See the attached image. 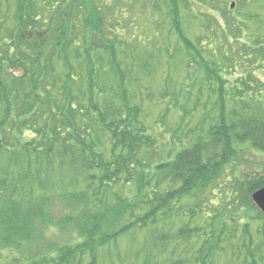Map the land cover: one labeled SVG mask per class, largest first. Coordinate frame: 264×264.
I'll return each mask as SVG.
<instances>
[{"label": "trees", "instance_id": "16d2710c", "mask_svg": "<svg viewBox=\"0 0 264 264\" xmlns=\"http://www.w3.org/2000/svg\"><path fill=\"white\" fill-rule=\"evenodd\" d=\"M198 1L0 0V264H264V0Z\"/></svg>", "mask_w": 264, "mask_h": 264}, {"label": "rangeland", "instance_id": "374dc122", "mask_svg": "<svg viewBox=\"0 0 264 264\" xmlns=\"http://www.w3.org/2000/svg\"><path fill=\"white\" fill-rule=\"evenodd\" d=\"M186 4L189 5L190 11L193 8H194V11L190 15V17L188 16V20L191 21V27H188V28L184 27V28H186L185 30L192 31L191 33L193 36H198V35H200V33H202V31H205L203 26H208L209 28L213 29V13H210L211 18H207V17L201 18L199 16V12H205V13H208V12L205 10V8H202L199 6L200 3L198 0H187ZM164 13L168 15L169 10L164 12ZM183 17L187 18V14L185 11L183 12ZM142 20H143V22L144 21L153 22L152 14L150 13V15H148L147 17H144ZM158 23H160L158 26L157 25L152 26V24L149 23V29H148L149 34H148V36L143 37V39H142L143 43H147V45H152L154 43L153 45H155L156 43H159L161 41V40L160 41L159 40H156V41L150 40L151 34H152V33H150V30L155 31L156 27L158 29V31L156 33L162 32L164 35H166L167 32L164 30V28H166V25L163 26L164 21L163 20L158 21L156 24H158ZM136 32L139 34L141 32V29H136ZM169 42L172 44V48L176 51L178 49L177 41H173V38H171V40H168V43ZM182 54H183V56H186L185 51L182 52ZM152 55H153V57H152L153 60L155 61V58L157 60L156 55L155 54H152ZM167 64L175 72H176V67H179V66L175 67V63H172L170 61H167ZM185 64L188 65L187 62ZM165 66H163V65L157 66L156 65V68L152 69L151 75H153V78L157 79V81H155L154 87H150V89L144 91L143 96H144L145 100L143 102H140V104H139V106L142 109H144L145 114L147 115L151 126H155L156 124L161 123L162 116L167 109L166 104L156 101V99H160L162 97V95H160V91L162 88H164L167 85L166 80L160 79V75H161L162 71L165 69ZM256 75L258 76V78L260 80L259 82L260 83L262 82L264 84V71L260 70L256 73ZM234 77L236 78V76H234ZM177 85L180 86V82ZM135 88H136V90H135ZM137 88H138L137 84H133V86H132L133 91L134 90L137 91ZM137 98H139L138 95H137ZM203 98H205V96ZM139 100H140V98H139ZM199 118L200 117L196 116L193 120V124H196V122ZM26 134L30 135L31 134L30 130H27ZM224 172H225V174H224V180L225 181H227V180L230 181L232 179H234V181L236 179L239 181H244L248 178L252 179V178L257 177L259 175H264V155L254 151V150H251V149H245V150L239 151L237 154V157L228 165V167L225 168ZM237 196L239 198L242 197L243 203L247 204V200L245 199V190L243 191V193L239 192ZM241 217H242V219L247 220L246 219L247 217L244 218L242 214H241ZM250 217L253 218L254 214H249V218ZM4 255H8V254H4Z\"/></svg>", "mask_w": 264, "mask_h": 264}, {"label": "water", "instance_id": "95a60500", "mask_svg": "<svg viewBox=\"0 0 264 264\" xmlns=\"http://www.w3.org/2000/svg\"><path fill=\"white\" fill-rule=\"evenodd\" d=\"M232 8H234V5H232ZM252 199L264 213V188L254 193Z\"/></svg>", "mask_w": 264, "mask_h": 264}]
</instances>
